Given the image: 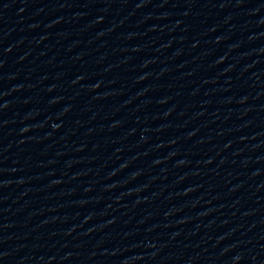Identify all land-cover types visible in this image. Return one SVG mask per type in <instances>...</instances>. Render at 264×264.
I'll list each match as a JSON object with an SVG mask.
<instances>
[{
  "label": "water",
  "instance_id": "95a60500",
  "mask_svg": "<svg viewBox=\"0 0 264 264\" xmlns=\"http://www.w3.org/2000/svg\"><path fill=\"white\" fill-rule=\"evenodd\" d=\"M157 264H264V27Z\"/></svg>",
  "mask_w": 264,
  "mask_h": 264
}]
</instances>
